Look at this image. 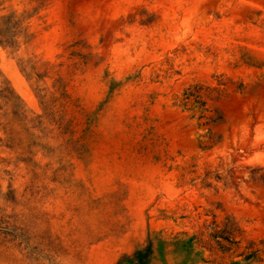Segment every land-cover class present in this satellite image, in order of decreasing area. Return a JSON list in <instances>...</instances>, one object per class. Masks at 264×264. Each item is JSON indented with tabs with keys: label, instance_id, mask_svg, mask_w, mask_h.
I'll return each mask as SVG.
<instances>
[{
	"label": "rangeland",
	"instance_id": "374dc122",
	"mask_svg": "<svg viewBox=\"0 0 264 264\" xmlns=\"http://www.w3.org/2000/svg\"><path fill=\"white\" fill-rule=\"evenodd\" d=\"M0 264H264V0H0Z\"/></svg>",
	"mask_w": 264,
	"mask_h": 264
},
{
	"label": "trees",
	"instance_id": "16d2710c",
	"mask_svg": "<svg viewBox=\"0 0 264 264\" xmlns=\"http://www.w3.org/2000/svg\"><path fill=\"white\" fill-rule=\"evenodd\" d=\"M152 252H153L152 245H149L144 250L138 251L136 255L138 256L144 255V257L140 259L141 262L143 263L145 262V258H147V256H150Z\"/></svg>",
	"mask_w": 264,
	"mask_h": 264
}]
</instances>
